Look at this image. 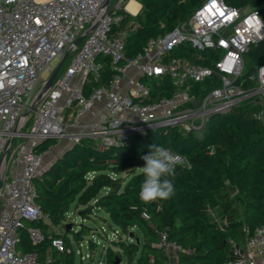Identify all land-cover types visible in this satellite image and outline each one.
Wrapping results in <instances>:
<instances>
[{
  "label": "built area",
  "instance_id": "built-area-1",
  "mask_svg": "<svg viewBox=\"0 0 264 264\" xmlns=\"http://www.w3.org/2000/svg\"><path fill=\"white\" fill-rule=\"evenodd\" d=\"M127 4L0 0V264H55L49 252L40 259L36 252H20L16 246L22 227L30 241L43 239L39 227L25 225L46 218L36 203L33 182L43 168V152L34 149L38 142L63 138L69 145L89 141L110 146L127 142L134 133L170 126L201 135L210 115L242 102L254 106L252 115L264 124V63L257 67L254 86L244 85L242 77L244 54L250 44L264 39V18L256 9L202 0L188 18L149 37L142 50L129 56L126 30L114 29L137 11ZM65 54L67 64L45 88ZM102 56L109 58L111 72L105 84L96 85ZM207 79L214 81L211 87L195 86ZM37 83L40 87L33 93ZM176 154L181 157L177 166H189L184 154ZM141 216L148 219L145 211ZM100 229L106 236L105 227ZM112 230L116 239L119 230ZM158 234L155 245L171 264H178V244ZM50 247L69 251L61 235L50 237ZM230 248L226 264H264V224L240 244L231 242Z\"/></svg>",
  "mask_w": 264,
  "mask_h": 264
},
{
  "label": "trees",
  "instance_id": "trees-1",
  "mask_svg": "<svg viewBox=\"0 0 264 264\" xmlns=\"http://www.w3.org/2000/svg\"><path fill=\"white\" fill-rule=\"evenodd\" d=\"M140 9L127 14L114 29H125V54L142 50L149 37L163 34L189 14L202 0H136ZM235 7H251L264 18V0H225ZM101 75L95 84H105L111 72L109 58L102 56ZM249 59L250 63L246 64ZM201 61V60H200ZM208 63V60L201 61ZM264 63V39L250 44L244 54V85L257 82V67ZM212 80L196 84L211 87ZM255 107L242 102L224 113H214L205 123L203 133L182 132L176 127L151 128L144 134H132L125 143L96 146L89 141L73 143L45 165L34 177L36 203L46 218L27 221L37 226L43 239L34 243L24 227L18 231L17 249L36 252L43 259L51 256L73 264L72 241L84 239L79 230L66 229L67 213L73 210L81 219L100 216L119 234L112 242L114 251L105 249L104 264H167L168 257L155 243L158 233L178 244V264H226L231 242L240 244L253 229L264 224V124L252 113ZM29 118L25 126L30 123ZM55 138L34 147L42 153ZM152 144L184 154L189 166H176L171 177L175 193L167 200L145 203L139 199L144 179L139 167ZM243 206V219L231 218L220 226L208 212H235ZM148 214V219L141 212ZM52 227L59 229L56 232ZM63 236L69 251L50 249V237ZM87 247L96 242L87 238ZM90 257V254L88 255ZM57 260L54 259V263Z\"/></svg>",
  "mask_w": 264,
  "mask_h": 264
},
{
  "label": "rangeland",
  "instance_id": "rangeland-1",
  "mask_svg": "<svg viewBox=\"0 0 264 264\" xmlns=\"http://www.w3.org/2000/svg\"><path fill=\"white\" fill-rule=\"evenodd\" d=\"M69 60V57L64 61V64L61 66L60 70L63 69V67L65 66V64H67V61ZM52 65H54L56 63V61H52L51 62ZM246 64L250 63V60L247 59ZM46 73H43V77H45ZM40 87V83H37L33 89V93H35ZM18 141H23L24 138H18ZM65 139L63 138H56L55 142L52 143L51 145H49L50 147L47 148L46 153L44 152L43 156H50L53 154V159L60 153V150L58 152H56L60 146L62 145L63 141ZM92 144L96 145V146H100V144L96 143V142H92ZM43 159V157H42ZM208 212L210 214V216L212 218H214V220L218 221V224H221L222 219V212L218 211L217 209H208ZM236 213V219H243V206L242 204H240L237 208V210L235 211ZM94 218H86L84 220H82L78 214H76L73 210H70L67 213V218H66V223L65 224H71L72 229L74 230H79L81 228V224L86 225L87 227H89V229H86L83 231V237L84 239H82V244L81 247H78V243L75 242L74 239H72V236L70 235L69 238L72 241V248L74 250V261L73 264H104L105 262V249L109 246L111 249H113L114 251L118 250V247L116 245L113 244L112 240L115 239L114 235L112 234L113 230L107 225V223L100 217V216H93ZM103 226L105 227V235L101 236L100 234H103V232H101L100 227ZM100 233V234H99ZM93 238L94 240L98 241L96 243V249L90 250L87 247V243H86V239L87 238ZM81 251V253L79 252ZM83 255V258H80V255ZM86 254H90V257L87 256ZM172 263V262H171ZM174 263V262H173ZM121 264H125L124 260L122 261Z\"/></svg>",
  "mask_w": 264,
  "mask_h": 264
},
{
  "label": "clouds",
  "instance_id": "clouds-1",
  "mask_svg": "<svg viewBox=\"0 0 264 264\" xmlns=\"http://www.w3.org/2000/svg\"><path fill=\"white\" fill-rule=\"evenodd\" d=\"M141 159L144 166L139 168L144 179L140 185L139 199L145 203L170 199L175 193L170 178L175 176L181 157L169 147L152 144L149 146V152Z\"/></svg>",
  "mask_w": 264,
  "mask_h": 264
},
{
  "label": "crops",
  "instance_id": "crops-1",
  "mask_svg": "<svg viewBox=\"0 0 264 264\" xmlns=\"http://www.w3.org/2000/svg\"><path fill=\"white\" fill-rule=\"evenodd\" d=\"M130 1H132V0H128V2H130ZM133 1H135L137 4H138V6H137V8H136V10L138 11L139 9H140V3L138 2V1H136V0H133ZM136 11V12H137ZM135 12V13H136ZM69 144H67V142L64 140L63 141V143H62V145L60 146V148L56 151V152H58L59 150H60V152H61V150L62 149H64V148H66L67 146H68ZM47 151V150H46ZM46 151H44L45 153H46ZM44 152H43V154H44ZM53 154L52 155H50V156H48V157H46V156H43V159H42V163H43V167L45 166V165H47V164H49V162L53 159ZM236 213L237 212H231V213H223L222 212V221H221V225H222V227L223 226H225V224L229 221V220H231V218H236ZM52 229H55L56 230V232H58L59 231V229L57 228V227H52ZM54 259L55 260H57L56 262H55V264H65V260H64V262L63 261H58L60 258L59 257H54ZM167 264H171V262H169V260H168V263Z\"/></svg>",
  "mask_w": 264,
  "mask_h": 264
},
{
  "label": "water",
  "instance_id": "water-1",
  "mask_svg": "<svg viewBox=\"0 0 264 264\" xmlns=\"http://www.w3.org/2000/svg\"><path fill=\"white\" fill-rule=\"evenodd\" d=\"M133 14H135V13H133ZM80 39H81V38H78V39L74 42V44H77V43L80 41ZM65 57H66V54H65V55L63 56V58L58 62V64H57L56 67L54 68L53 72L50 74V76H49V78H48V80H47V82H46V86H45V88L48 87V86L50 85L51 81H53V78H54V76L56 75V73L58 72V70L60 69V67H61V65H62V63H63ZM45 88H44V89H45ZM39 99H40V94L36 96V98L34 99V101L32 102V104H31V106H30V109H32V108L37 104V102L39 101ZM193 101H194L193 104H196V103L198 102L196 99H194ZM30 109H29V110H30ZM29 110H26V111L24 112V114H27V113L29 112ZM170 127H173V126H170ZM40 142H41V141H40ZM40 142H38L36 145H38ZM36 145H35V146H36ZM1 158H2V157H1ZM0 161H1V159H0ZM0 163H1V162H0ZM1 184H2V175H1V170H0V187H1ZM65 225H66V229H67V230L71 227V224H65Z\"/></svg>",
  "mask_w": 264,
  "mask_h": 264
},
{
  "label": "bare ground",
  "instance_id": "bare-ground-1",
  "mask_svg": "<svg viewBox=\"0 0 264 264\" xmlns=\"http://www.w3.org/2000/svg\"><path fill=\"white\" fill-rule=\"evenodd\" d=\"M138 4L135 1H130L127 4V8H129L130 10L134 11L137 8Z\"/></svg>",
  "mask_w": 264,
  "mask_h": 264
}]
</instances>
